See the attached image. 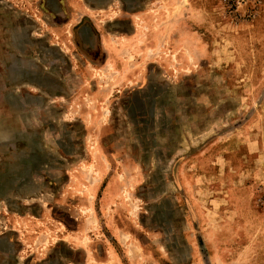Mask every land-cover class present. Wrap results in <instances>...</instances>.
<instances>
[{
  "label": "rangeland",
  "instance_id": "rangeland-1",
  "mask_svg": "<svg viewBox=\"0 0 264 264\" xmlns=\"http://www.w3.org/2000/svg\"><path fill=\"white\" fill-rule=\"evenodd\" d=\"M0 264H264V0H0Z\"/></svg>",
  "mask_w": 264,
  "mask_h": 264
}]
</instances>
